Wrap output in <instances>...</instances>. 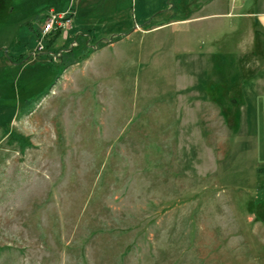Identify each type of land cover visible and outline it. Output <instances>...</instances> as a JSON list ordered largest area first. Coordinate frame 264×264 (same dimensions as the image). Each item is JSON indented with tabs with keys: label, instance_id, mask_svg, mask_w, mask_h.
Segmentation results:
<instances>
[{
	"label": "rangeland",
	"instance_id": "374dc122",
	"mask_svg": "<svg viewBox=\"0 0 264 264\" xmlns=\"http://www.w3.org/2000/svg\"><path fill=\"white\" fill-rule=\"evenodd\" d=\"M82 1L0 0V264H264L253 34Z\"/></svg>",
	"mask_w": 264,
	"mask_h": 264
},
{
	"label": "crops",
	"instance_id": "0c3cea01",
	"mask_svg": "<svg viewBox=\"0 0 264 264\" xmlns=\"http://www.w3.org/2000/svg\"><path fill=\"white\" fill-rule=\"evenodd\" d=\"M83 1L81 3H83ZM89 1H91L92 4H95V2L97 3L100 2L101 0H89ZM201 1L205 2L206 5L202 9L195 12L194 15L190 14V17H192L193 19L190 18L189 20H187L188 24H191L196 20H201L200 22L204 24L207 21L212 20L214 18H220V17L235 18L238 19L239 22L236 24L234 22L232 24L231 32L233 34H238L243 31L242 27H243V23H245L248 33L253 34V43H252V48L249 50L250 52L248 53L246 59H244V54L241 55V57H239L238 59H240L242 62H246L247 65L249 66L247 73L248 76H255V75L257 76L260 71V67L263 64L261 58H263L264 61V0H254L253 3L250 4L246 10H245L246 0H231L233 4L239 1L242 3L238 7V10L240 12L237 13L233 12V10H231L229 13L222 12V10L225 9L224 5L227 1L224 0H201ZM114 2L118 3L119 0H115ZM161 2L162 0H134V12L139 17H150L160 8ZM77 4H78L77 6L78 12H82V14L84 12L85 14L84 4H87V2L84 1V3L81 6H79L80 5L79 3ZM80 8H82V11H80ZM114 8L119 10V7L117 8L115 6ZM187 21H184V23H187ZM253 86L255 87V85ZM241 90L243 91L242 92L243 98H250V104L248 105L247 103L245 105L246 112L247 113L251 112L254 115L258 114L259 118L264 117V90L250 89L245 91L243 87H241ZM247 93L249 94V96ZM257 127L259 130L260 129L264 130V122Z\"/></svg>",
	"mask_w": 264,
	"mask_h": 264
},
{
	"label": "built area",
	"instance_id": "2783aa9c",
	"mask_svg": "<svg viewBox=\"0 0 264 264\" xmlns=\"http://www.w3.org/2000/svg\"><path fill=\"white\" fill-rule=\"evenodd\" d=\"M59 18L60 17L55 15L53 12L49 14V19L47 20V24L44 29L46 34L63 28L64 25L59 21Z\"/></svg>",
	"mask_w": 264,
	"mask_h": 264
},
{
	"label": "trees",
	"instance_id": "16d2710c",
	"mask_svg": "<svg viewBox=\"0 0 264 264\" xmlns=\"http://www.w3.org/2000/svg\"><path fill=\"white\" fill-rule=\"evenodd\" d=\"M236 86L238 87V95H237V97H235V96L232 95L233 96L232 99H231L232 100V104L233 105H238V106L240 105V106H242V105H244V98H243L242 91H241V84L237 83ZM234 88H235V86L232 88V90Z\"/></svg>",
	"mask_w": 264,
	"mask_h": 264
}]
</instances>
